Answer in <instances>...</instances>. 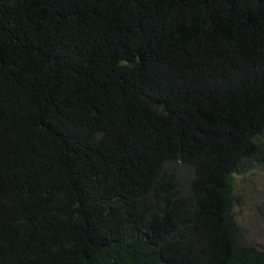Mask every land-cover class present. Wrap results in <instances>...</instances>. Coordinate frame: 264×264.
I'll list each match as a JSON object with an SVG mask.
<instances>
[{
	"label": "trees",
	"instance_id": "trees-1",
	"mask_svg": "<svg viewBox=\"0 0 264 264\" xmlns=\"http://www.w3.org/2000/svg\"><path fill=\"white\" fill-rule=\"evenodd\" d=\"M263 137L264 0H0V264H264Z\"/></svg>",
	"mask_w": 264,
	"mask_h": 264
},
{
	"label": "rangeland",
	"instance_id": "rangeland-1",
	"mask_svg": "<svg viewBox=\"0 0 264 264\" xmlns=\"http://www.w3.org/2000/svg\"><path fill=\"white\" fill-rule=\"evenodd\" d=\"M173 168L181 179L188 176L181 165L174 164ZM231 192L232 214L243 238L264 249V156L243 164L231 176Z\"/></svg>",
	"mask_w": 264,
	"mask_h": 264
}]
</instances>
